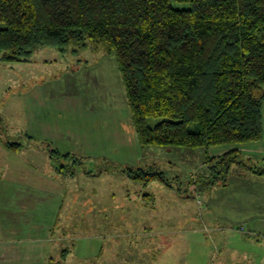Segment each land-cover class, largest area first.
<instances>
[{
    "label": "trees",
    "instance_id": "1",
    "mask_svg": "<svg viewBox=\"0 0 264 264\" xmlns=\"http://www.w3.org/2000/svg\"><path fill=\"white\" fill-rule=\"evenodd\" d=\"M176 1L187 6L175 7L173 0H0V61L30 62L40 47L78 52L103 46L117 57L143 147L209 148L260 141L264 0ZM152 118L159 119L154 126ZM3 142L15 151L23 145ZM51 153L60 161L61 173L75 174L74 166L84 164L75 155L56 149ZM249 162L255 161L233 149L208 158L206 171L196 179L211 190L224 188L234 166ZM255 166L249 168L264 175V167ZM120 168L145 184L168 182L156 167ZM71 249H64L56 263H65ZM150 252H145L148 264L163 256L161 248ZM98 257L93 263H75L99 264Z\"/></svg>",
    "mask_w": 264,
    "mask_h": 264
},
{
    "label": "crops",
    "instance_id": "2",
    "mask_svg": "<svg viewBox=\"0 0 264 264\" xmlns=\"http://www.w3.org/2000/svg\"><path fill=\"white\" fill-rule=\"evenodd\" d=\"M100 48L90 45L86 49L98 52ZM81 51L73 52L80 55ZM5 69L8 68H3L4 74ZM100 70L96 74L85 71L83 79L71 75L68 84L46 83L41 77L23 92L22 130L34 139L44 140L47 146L22 145L25 150H8L0 139V264H52V259L55 263L61 260L62 251L72 248L75 238L71 236L82 227L79 219L83 212L89 213L84 218H90L91 225L112 229L119 224L113 221L114 208L126 209L128 213L136 209L126 205L135 199L132 192L113 185L119 177L122 186L132 181L125 177L121 165L158 168L152 160L147 161L150 150L142 148L128 97L114 105L109 88L105 93L100 91L108 83L107 72ZM52 149L83 158L85 169L81 174L75 168V174L61 173L60 161L52 155ZM233 149L258 164L249 165L264 167V135L257 142L215 146L207 151V160ZM88 164L105 167L89 170ZM249 165L234 166L227 187L219 189L211 204L216 203L218 212H231L229 218L236 223L248 220L251 232L264 235V175L252 171ZM102 177L110 181L108 187L106 182H100L105 187L92 183ZM148 197L153 195L145 192L143 199ZM83 203L90 204L89 208L83 207ZM228 204H233L229 210ZM166 218L176 216L168 212ZM259 218H263L262 224ZM98 256L96 249L79 255L72 248L63 264H76L78 260L93 263Z\"/></svg>",
    "mask_w": 264,
    "mask_h": 264
},
{
    "label": "rangeland",
    "instance_id": "3",
    "mask_svg": "<svg viewBox=\"0 0 264 264\" xmlns=\"http://www.w3.org/2000/svg\"><path fill=\"white\" fill-rule=\"evenodd\" d=\"M173 5L187 6L176 0H173ZM81 52L76 55L73 47L66 52L55 47H40L30 62L0 61L1 139L19 141L26 147L34 144L47 146L44 140L34 139L22 130V94L41 77L46 83L68 84L71 75L83 79L86 72L96 74L101 68V72H107L108 83L100 91L105 93L106 87L109 88L114 105L122 99L127 101L126 86L116 55L108 53L103 46L98 52L92 49ZM4 67L8 68L5 74ZM158 121L152 118L149 122L154 126ZM3 140L1 143L6 147ZM213 147H142L150 150L146 154L149 157L147 161L152 160L153 165L164 172L168 182L154 180L144 185V182L132 180L128 186H122V178L119 177L117 184L113 185L116 189L128 188L132 192L135 199L126 205L136 209L130 207L132 210L128 213L126 209L114 208L113 221L119 224L113 225L112 229L91 225L90 218H84L89 213L83 212V218L79 219L82 227L76 229L77 235L71 237L75 238L71 247L79 255L93 253L96 249L99 256L102 254L99 264L106 261L110 264H148L146 259L149 256L145 252L153 253L159 248L163 256L156 264H264V235L251 232L248 220L236 223L229 218L232 217L231 212L228 215L218 212L216 203L211 204V201L221 188L211 190L203 185V180L196 179L206 171L207 151ZM71 161L67 163L72 164ZM82 167L74 166L77 172L80 170L78 174L85 169ZM104 167L88 164L87 169L98 171ZM114 173L119 174L118 171ZM105 180L107 178L102 177L92 183L102 187L104 185L100 182H106L108 187L110 181ZM145 192L153 197L144 200ZM89 205L83 203L82 206L89 208ZM114 205L120 207L122 203ZM226 206L229 210L233 204ZM168 212L176 218H166ZM262 219H258L259 224H262ZM158 238H161L159 242Z\"/></svg>",
    "mask_w": 264,
    "mask_h": 264
}]
</instances>
